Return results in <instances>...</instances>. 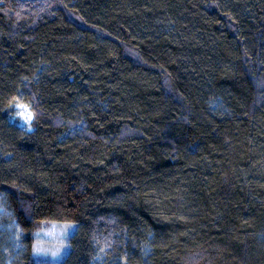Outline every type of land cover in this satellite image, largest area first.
Instances as JSON below:
<instances>
[{
	"label": "trees",
	"instance_id": "trees-1",
	"mask_svg": "<svg viewBox=\"0 0 264 264\" xmlns=\"http://www.w3.org/2000/svg\"><path fill=\"white\" fill-rule=\"evenodd\" d=\"M0 264H264V0H0Z\"/></svg>",
	"mask_w": 264,
	"mask_h": 264
},
{
	"label": "rangeland",
	"instance_id": "rangeland-1",
	"mask_svg": "<svg viewBox=\"0 0 264 264\" xmlns=\"http://www.w3.org/2000/svg\"><path fill=\"white\" fill-rule=\"evenodd\" d=\"M16 105H26L31 111V107L28 103L17 101L14 103V110L15 113L11 117V119L15 122H17L21 127H23L26 130L32 129V121L30 124L24 123V121L21 120L18 113L21 111L20 108L16 107ZM76 228V223L74 222H67V223H58L54 222L52 223L47 229L41 231L38 233V238L35 246V252L37 248L44 249V252L37 253L45 258H49L51 260H58L61 259L62 256L67 252L68 245H67V239L74 232ZM53 253H56L54 256Z\"/></svg>",
	"mask_w": 264,
	"mask_h": 264
},
{
	"label": "snow or ice",
	"instance_id": "snow-or-ice-1",
	"mask_svg": "<svg viewBox=\"0 0 264 264\" xmlns=\"http://www.w3.org/2000/svg\"><path fill=\"white\" fill-rule=\"evenodd\" d=\"M16 107L21 109V111L18 113V115L20 116L21 120L24 121V123H26V124H30V122L33 119V115L29 111L28 107L26 105H16ZM44 251L45 250L41 249V248H37L36 249L37 253H41V252H44ZM53 255L55 256L56 253H53Z\"/></svg>",
	"mask_w": 264,
	"mask_h": 264
}]
</instances>
